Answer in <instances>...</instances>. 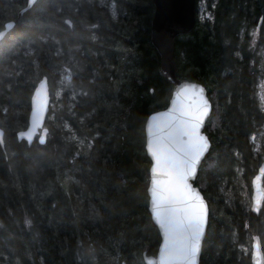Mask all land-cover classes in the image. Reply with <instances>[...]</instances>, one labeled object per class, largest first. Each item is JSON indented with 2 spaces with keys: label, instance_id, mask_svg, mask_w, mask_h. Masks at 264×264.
Listing matches in <instances>:
<instances>
[{
  "label": "trees",
  "instance_id": "16d2710c",
  "mask_svg": "<svg viewBox=\"0 0 264 264\" xmlns=\"http://www.w3.org/2000/svg\"><path fill=\"white\" fill-rule=\"evenodd\" d=\"M27 1L0 0V31L16 22L0 42V264H146L161 237L149 213L145 128L176 86L152 42L155 5L38 0L18 19ZM208 6V19L197 15L193 29L175 38L174 56L177 79L202 85L211 115L214 107L221 115L218 137L206 123L212 146L194 181L211 209L201 264H252L242 247L258 234L264 249V207L255 215L238 200L229 205L219 185L241 165L249 183L259 167L248 141L264 111L250 97L241 35L261 21L264 36V0ZM44 76L49 133L45 144L28 145L17 133L28 126Z\"/></svg>",
  "mask_w": 264,
  "mask_h": 264
},
{
  "label": "water",
  "instance_id": "95a60500",
  "mask_svg": "<svg viewBox=\"0 0 264 264\" xmlns=\"http://www.w3.org/2000/svg\"><path fill=\"white\" fill-rule=\"evenodd\" d=\"M37 1L38 0H28L26 6L18 13V19L24 12L32 8ZM152 1L155 5V13L152 20V42L161 55L163 71L171 75L176 86L168 107L164 110L151 114L145 128L146 151L152 162L151 181L148 189L149 213L153 223L159 230L161 242L157 255L147 256L144 254V261L146 264H182L184 245L183 234L179 231H173L169 226H167V224H162V221H164L167 214V210L171 208L169 194L165 186L166 173L164 171V160L167 157L169 163H171L175 159L174 153L177 152L176 144L173 142L178 132L176 121L173 120V116L175 114L173 102L180 99L177 97L176 93L183 85L195 84L202 87L204 89V94L211 105L210 112L205 118L202 126L203 132L205 130L206 123L211 116L212 102L209 99L207 90L202 85L195 82L177 79V65L174 57L175 38L188 33L195 26L197 0ZM15 23V21H9L5 24L4 29L0 31V42L5 38L8 32L14 28ZM50 106L51 91L49 79L47 76H44L38 81L31 97L28 126L26 129L17 133L19 141H26L28 145H31L36 139L41 144L46 143L49 133V130L46 127V120L49 116ZM0 144L4 148V131L1 128ZM211 146L212 143L210 141V148L206 151L205 155L201 158V161L198 164V174L203 160L209 153ZM198 174L196 177L190 179V183H193V186L201 191L199 187L194 184ZM251 187L252 195L250 212L255 215H259L264 207V158L257 173L252 178ZM201 193L204 196L202 191ZM204 199L208 203L205 196ZM254 205L255 208H259L260 211H256ZM209 218L205 232L202 236L198 264H201L203 243L207 235ZM257 242L259 243V249L255 247ZM257 253L260 255L258 256ZM257 259L261 261V264H264V249L261 238L258 234L252 236V264H257Z\"/></svg>",
  "mask_w": 264,
  "mask_h": 264
},
{
  "label": "snow or ice",
  "instance_id": "6c2138e0",
  "mask_svg": "<svg viewBox=\"0 0 264 264\" xmlns=\"http://www.w3.org/2000/svg\"><path fill=\"white\" fill-rule=\"evenodd\" d=\"M180 98L174 101V116L178 129L174 143L177 152L169 163L164 160L165 186L169 194L171 208L167 210L162 224L183 234L184 245L182 264H198L202 236L211 212L201 191L190 183L198 174V164L210 148V140L202 131L211 105L204 89L195 84H185L176 93ZM255 208V205H254ZM260 211L259 208H255ZM259 249V243L255 244ZM259 256L260 254L257 253ZM257 264L261 261L257 259Z\"/></svg>",
  "mask_w": 264,
  "mask_h": 264
},
{
  "label": "rangeland",
  "instance_id": "374dc122",
  "mask_svg": "<svg viewBox=\"0 0 264 264\" xmlns=\"http://www.w3.org/2000/svg\"><path fill=\"white\" fill-rule=\"evenodd\" d=\"M196 11L197 15H199V18H201L202 20H206L212 15L211 10L209 11L208 0H197ZM243 32L244 33L241 35V38L247 42L246 48L248 52L246 53L247 58L244 56L242 58L247 61L246 69L250 74V77L253 79L250 97L251 99L256 100V105L258 106V108L264 111V36H261V34H257L256 26L250 29H244ZM240 72L241 69H239V73ZM65 77L70 82L71 76L69 75L68 77V75H66ZM62 83L63 78H60V80L57 81L56 85L57 90L59 91L58 94H60V86L62 85ZM215 110L216 108L214 107L213 116L211 115L212 117L210 116L209 118L211 122L210 132L213 133V136L218 137V135L216 134L218 132L214 133V130L217 129L216 117H221V115L217 110ZM252 122L254 124V129L252 131V134H250L248 141L251 147L250 153L251 157L256 162L258 161V158L261 162L264 157V122L260 121L259 119H253ZM234 151L237 152V148L234 149ZM237 154H239V152H237ZM241 159L242 161H244V157H241ZM259 161L258 166H260ZM247 169L248 167L245 168V166L243 165H241V167H235V174L233 178H231L232 181H230V178H223L224 180L219 185V190L223 194L224 200L227 204L233 205V203L238 200V202H240L243 207L250 211L252 195L251 181L254 177V174L251 178H249L250 181L248 183L245 176V170ZM204 193L207 196L206 190L204 191ZM214 197L215 196H212L211 199L213 200ZM250 243H252V237ZM242 249L246 253L250 251L251 254V244L250 246L242 247Z\"/></svg>",
  "mask_w": 264,
  "mask_h": 264
},
{
  "label": "flooded vegetation",
  "instance_id": "af4514ba",
  "mask_svg": "<svg viewBox=\"0 0 264 264\" xmlns=\"http://www.w3.org/2000/svg\"><path fill=\"white\" fill-rule=\"evenodd\" d=\"M261 24H262V23H261ZM259 26H260V25H259ZM259 28H260V27H259ZM259 28H258V29H259ZM257 34H261L260 29L257 30ZM262 160H263V159H262ZM262 160H261L260 164L262 163ZM260 164H259V165H260ZM159 245H160V244H159ZM159 245H158V247H159ZM145 254H146L147 256H156L157 253H156V254H147V253L145 252Z\"/></svg>",
  "mask_w": 264,
  "mask_h": 264
}]
</instances>
